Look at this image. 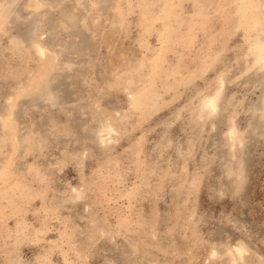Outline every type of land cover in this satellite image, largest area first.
<instances>
[{
	"label": "rangeland",
	"instance_id": "rangeland-1",
	"mask_svg": "<svg viewBox=\"0 0 264 264\" xmlns=\"http://www.w3.org/2000/svg\"><path fill=\"white\" fill-rule=\"evenodd\" d=\"M0 264H264V0H0Z\"/></svg>",
	"mask_w": 264,
	"mask_h": 264
},
{
	"label": "bare ground",
	"instance_id": "bare-ground-1",
	"mask_svg": "<svg viewBox=\"0 0 264 264\" xmlns=\"http://www.w3.org/2000/svg\"><path fill=\"white\" fill-rule=\"evenodd\" d=\"M39 48V47H38ZM40 51V50H39ZM43 51V50H42ZM219 96H220V92L216 95V97L215 98H210L209 100H207L206 102H205V107L206 108H209L211 111H216V109H217V102H218V98H219ZM111 131H112V129L111 128H107V129H105L104 130V132H107V133H111ZM230 137H231V139H232V141H234L235 140V138L237 137V130H236V128L235 127H232V129H231V131H230ZM235 250L237 251V252H239V254H241V253H243V248L241 247V246H237L236 248H235ZM242 255V254H241Z\"/></svg>",
	"mask_w": 264,
	"mask_h": 264
}]
</instances>
